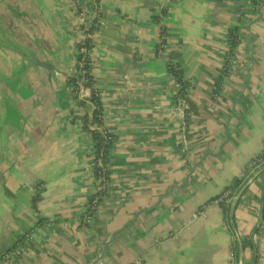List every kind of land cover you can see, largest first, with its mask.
<instances>
[{
  "label": "crops",
  "instance_id": "crops-1",
  "mask_svg": "<svg viewBox=\"0 0 264 264\" xmlns=\"http://www.w3.org/2000/svg\"><path fill=\"white\" fill-rule=\"evenodd\" d=\"M89 1L0 0V264H228L210 200L264 150V0H101L92 74L116 139L85 225L93 136L70 76ZM251 173L230 217L245 264H264Z\"/></svg>",
  "mask_w": 264,
  "mask_h": 264
},
{
  "label": "trees",
  "instance_id": "trees-1",
  "mask_svg": "<svg viewBox=\"0 0 264 264\" xmlns=\"http://www.w3.org/2000/svg\"><path fill=\"white\" fill-rule=\"evenodd\" d=\"M101 0H93L86 3L87 7L92 8L96 10V16L92 19L90 27H86L84 32L87 33L88 36L79 41L77 44L78 49V59L76 61V68L77 73L72 74L70 76V82L74 85V91L75 94H77L78 86L80 81L85 86H90V95L88 96V99L90 101H94L96 103L100 102V96H97V93H99V89L94 86V76L92 74V50L94 47V40H93V34L96 30L99 28L100 18L104 15L103 12L99 9L100 8ZM79 6V13H84L83 7H81V4H78ZM86 13V11H85ZM84 27V26H82ZM162 35L165 34L164 27L162 28ZM231 42L234 46H237L239 43V37L237 34V28H233L231 31ZM166 38L162 40V44L160 43L158 46V50H162L163 44L165 45ZM168 70L176 77V80L181 84V93L185 92L188 87V82L184 78V71L180 67L179 64H168ZM77 87V88H76ZM83 104L84 101H81ZM85 120V119H84ZM93 122H100L101 118L99 117V110H95L93 113ZM112 135L114 138H116L115 132L112 131ZM113 140H107L105 134H99L95 136V143L97 147L100 148V158L102 160V163H105V166H101L95 169V178L102 177L103 178V184L102 188L97 190L94 194H92L89 197V201L91 203V206L94 207L93 210H90L88 215H92L96 211L97 205L100 204V201L102 200L104 194L107 191V181L110 180V170L108 168V162H109V147L111 146ZM38 197H36L37 199ZM91 209V208H90Z\"/></svg>",
  "mask_w": 264,
  "mask_h": 264
},
{
  "label": "built area",
  "instance_id": "built-area-1",
  "mask_svg": "<svg viewBox=\"0 0 264 264\" xmlns=\"http://www.w3.org/2000/svg\"><path fill=\"white\" fill-rule=\"evenodd\" d=\"M83 15L86 16V13H84ZM163 39L164 37L162 36V39L160 41L161 44H162ZM233 60H234L233 58L231 59L229 58L228 62L225 64L228 70L231 68L232 65L230 63H233L232 62ZM89 94H90V86H85L80 81L78 90H77V95H78L79 100L84 101L82 105L85 109V114H88L86 130L92 134L93 140H95V136L99 134H105L107 140H112L114 137L112 135V128L105 122L104 116L101 113H99V117L101 118V121L93 122L92 120L93 112H95L96 109L100 110V106L99 104L93 103L88 99ZM99 152H100V149L98 147L96 148L94 144V148L90 153V164L92 165L93 171H95V169L98 167L105 166V163H102ZM256 167H259V168L264 167V150L260 152V154L256 158H254L248 164L245 165V167L241 170L239 174V179H238V182L235 184V186L226 188L223 192H221L219 195L215 196L214 198L210 200L211 204H216L218 206H221L224 209V219L223 220H224L225 225L231 230L233 245L230 250L228 264H245L243 255L240 254L238 250V245H237L238 243L240 251H241L240 245L243 244L244 239L240 237V235L238 234V232H236V230L233 229L232 223H231L232 220H231L230 215L232 213V206L240 198V196L242 195L245 189V186L248 184L246 180L250 177V175L252 174L251 172ZM94 175H95V172H94ZM95 179H96V191H97L100 188H102L104 184L102 182L103 181L102 177L95 178ZM108 183H109V180L107 181V184H105L107 187H108ZM93 209L94 207L91 206V203L88 200L85 206V209H84V214H83V218H84L83 222L85 225H88L89 222L91 221V217L93 214L88 215V213L90 210H93Z\"/></svg>",
  "mask_w": 264,
  "mask_h": 264
},
{
  "label": "rangeland",
  "instance_id": "rangeland-1",
  "mask_svg": "<svg viewBox=\"0 0 264 264\" xmlns=\"http://www.w3.org/2000/svg\"><path fill=\"white\" fill-rule=\"evenodd\" d=\"M91 1H93V0H91ZM84 9V8H83ZM90 9V10H89ZM89 10V11H88ZM86 16H84L82 13H80L79 15V18H81L80 20L82 21V26H84V27H82L83 29L84 28H86V27H90V25H91V21H92V19L94 18L93 16L91 17V16H89V13H90V11H92V15L93 14H95L96 13V10H94V9H92V8H89V7H87L86 8ZM87 11H88V13H87ZM88 36V34L86 33L85 34V38ZM233 52H234V50H233ZM234 54V53H233ZM231 65L233 64V63H230ZM77 73V72H76ZM178 85H180L181 86V84L178 82ZM90 95V94H89ZM88 95V96H89ZM100 96V98H101V94H100V92L99 93H97V96ZM91 102H93V103H96V102H94V101H91ZM97 104H99V106H100V110H99V113H101L103 116H104V119H105V122L107 123V121H106V117H105V114H104V105H103V102H102V99H100V102L99 103H97ZM94 113V112H93ZM84 119H85V121H84V127H87V120H88V114H84ZM108 124V123H107ZM109 125V124H108ZM110 126V125H109ZM113 131V130H112ZM115 139L116 138H114L113 137V141H112V143H111V146L109 147V153H110V150H111V147H112V145L114 144V141H115ZM94 144H95V147L97 148V145H96V143H95V140H93V145H92V148H91V151L93 150V148H94ZM99 148V147H98ZM100 149V148H99ZM100 153V152H99Z\"/></svg>",
  "mask_w": 264,
  "mask_h": 264
},
{
  "label": "water",
  "instance_id": "water-1",
  "mask_svg": "<svg viewBox=\"0 0 264 264\" xmlns=\"http://www.w3.org/2000/svg\"><path fill=\"white\" fill-rule=\"evenodd\" d=\"M240 247H241V251H242V249H243V244H242V245H240Z\"/></svg>",
  "mask_w": 264,
  "mask_h": 264
}]
</instances>
